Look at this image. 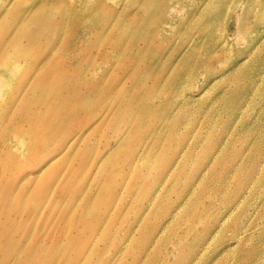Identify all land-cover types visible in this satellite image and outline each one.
<instances>
[{
	"label": "rangeland",
	"instance_id": "1",
	"mask_svg": "<svg viewBox=\"0 0 264 264\" xmlns=\"http://www.w3.org/2000/svg\"><path fill=\"white\" fill-rule=\"evenodd\" d=\"M262 18L0 0V264H264Z\"/></svg>",
	"mask_w": 264,
	"mask_h": 264
},
{
	"label": "bare ground",
	"instance_id": "2",
	"mask_svg": "<svg viewBox=\"0 0 264 264\" xmlns=\"http://www.w3.org/2000/svg\"><path fill=\"white\" fill-rule=\"evenodd\" d=\"M33 4L34 3H29V1H24V2H22V4H21V7L24 9V15H21V16H19L18 17V27L21 25V23H23V22H26V21H28L29 23H31L32 24V19H31V17H27L26 15V13L28 12V11H30V8L33 6ZM42 8V4H39L38 6H37V9H36V12H35V14L34 15H37L38 13H39V10ZM29 9V10H28ZM68 13H69V10L67 9L66 10V12H65V14L68 16ZM32 18H37V16L36 17H32ZM262 21H264V18H262L261 19ZM17 26L16 25H13V26H11V27H9V29H10V34H12L14 31H15V28H16ZM101 27V26H100ZM98 30H99V33L100 32H102V30L101 29H99L98 28ZM24 32V31H23ZM104 33V32H103ZM22 36H20L19 38H21ZM62 37V36H61ZM75 39V38H74ZM71 41H72V39H71ZM19 45V42L18 41H11V40H9V39H2V40H0V50H2V49H5V48H8V49H10V48H16L17 46ZM100 45H102L104 48H107V41H102V42H100ZM67 46H70V45H67ZM67 48V47H66ZM3 51V50H2ZM4 52H6V51H4ZM104 57L105 56H107V49H105V52H104V55H103ZM1 60H2V57L0 58V62H1ZM46 62V61H45ZM22 64H24V63H22V58H19L18 60H12L11 62H8V61H3V62H1L0 63V66L2 65L3 67H4V69H3V71L0 73V90L2 89V87H3V80H5V78H4V76H5V73L7 72V71H11V69L13 68L12 66L14 65V66H16V65H22ZM224 64L225 63H221V64H218L217 66L218 67H221V66H224ZM40 66L42 65V64H39ZM217 66H214L213 67V69H217L218 67ZM212 69V70H213ZM215 69V70H216ZM34 73V72H33ZM36 73V72H35ZM35 73H34V75H35ZM84 77H85V74H84ZM32 78H34V77H32ZM83 79V78H82ZM30 81H31V79H30ZM29 81V82H30ZM82 81V80H81ZM26 89V88H25ZM24 89V90H25ZM96 92H97V90H96ZM17 103V102H16ZM7 134V133H6ZM6 139V138H5ZM21 157V159H25L26 157H25V155H21L20 156ZM236 239V238H235ZM252 256V255H251Z\"/></svg>",
	"mask_w": 264,
	"mask_h": 264
}]
</instances>
